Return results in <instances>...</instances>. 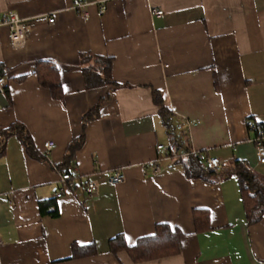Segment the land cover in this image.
I'll list each match as a JSON object with an SVG mask.
<instances>
[{"label":"crops","instance_id":"0c3cea01","mask_svg":"<svg viewBox=\"0 0 264 264\" xmlns=\"http://www.w3.org/2000/svg\"><path fill=\"white\" fill-rule=\"evenodd\" d=\"M74 1L0 0V14L15 12L30 27L16 49L9 30L0 33L9 81L0 94V264H264V215L249 226L239 180L224 175L240 161L264 178L257 132L246 126H264V0H83L88 20L72 10ZM87 53L113 59L118 87L87 88L80 61ZM42 60L59 68L62 101L34 73ZM154 91L191 151L219 158L224 171L189 179L163 159L154 172L156 147L171 138ZM18 126L39 155L54 142L49 158L29 157ZM83 134L74 156L79 179L56 199L68 147ZM116 170L125 181L111 185ZM87 182L97 185L90 199ZM47 200H56L58 217L41 214ZM161 224L180 232L177 253L135 263L126 251H110L111 239L123 235L134 246ZM74 244L96 253L72 259Z\"/></svg>","mask_w":264,"mask_h":264},{"label":"trees","instance_id":"16d2710c","mask_svg":"<svg viewBox=\"0 0 264 264\" xmlns=\"http://www.w3.org/2000/svg\"><path fill=\"white\" fill-rule=\"evenodd\" d=\"M80 61L87 88L94 89L108 85L118 87V84H115L112 80V58L87 53L81 54ZM34 73L41 87L49 90L54 100L62 101L64 99L65 93L60 79V71L55 62L49 60L37 62ZM0 75L5 76L2 70H0ZM153 98L154 102L161 107L160 116L167 129V133L175 140L179 149L184 154H189L175 162L182 166L189 179L210 180L215 173H210L205 169L204 159H200L196 155H190L191 149L185 136L181 135L180 124L175 120L171 111L163 105L160 94L154 91ZM98 108L99 106L97 105L85 116V127L87 123L97 118ZM256 128L259 130L264 128V126L256 125ZM13 131L25 146L30 158L38 161L45 160V155H39L32 138L25 128L18 126ZM84 141L85 137L83 134L79 139H75L70 143L65 158L64 172H69L74 175V156L83 147ZM2 153L3 146L0 145V155ZM222 170L224 171L223 166L221 167ZM224 175L227 178L234 175L239 180L248 225L251 226L260 221L264 215V178L258 176L247 164L240 161H235L233 170L228 173L225 172ZM71 191L69 189L65 194ZM39 209L43 215H49L53 218L58 217L56 200L41 201L39 203ZM180 236L178 230L173 231L170 226L161 224L156 227L154 235L140 238L134 246L127 245L125 237L119 235L109 241V248L114 255L119 251H126L135 263H141L177 253L180 248ZM95 253L94 245L79 246L74 244L72 246V259L89 257Z\"/></svg>","mask_w":264,"mask_h":264},{"label":"built area","instance_id":"2783aa9c","mask_svg":"<svg viewBox=\"0 0 264 264\" xmlns=\"http://www.w3.org/2000/svg\"><path fill=\"white\" fill-rule=\"evenodd\" d=\"M89 3L83 0H75L72 6V10L78 13L84 20L89 19L88 13ZM105 8L102 7L99 10V13L103 15ZM155 16H162L163 11L153 10ZM46 20L49 24L53 25L55 19L53 17H46ZM8 29L10 32V41L13 48H20L25 45L27 40V34L29 33L30 27L26 19H22L15 12H4L0 14V33L2 29ZM9 86V81L7 76L0 75V94L6 92ZM247 128L250 131L256 130L257 135L253 139V143L256 148L257 160L260 164L264 165V128L257 130L255 123L251 120L246 123ZM55 144L52 141L46 142L44 144V152L47 158H49L51 152L54 150ZM157 160L153 163V168L155 173L160 172L158 162L163 159H172L177 161L182 157L189 155L184 154L176 144L173 138H170V141L167 145L160 144L156 147ZM190 155H196L199 158H202V155L197 154L196 152L190 151ZM223 162L219 158H207L205 160V169L210 173H218L221 170ZM79 179L78 174L74 173L72 175L69 172H64L61 175L59 185L54 194L56 199L63 197L65 192L69 189L75 187L77 180ZM108 181L111 185H119L125 181V174L123 170H116L109 175ZM84 191L86 198H93L97 193V185L92 182H87L84 185Z\"/></svg>","mask_w":264,"mask_h":264}]
</instances>
